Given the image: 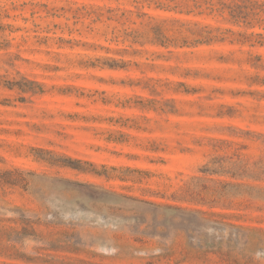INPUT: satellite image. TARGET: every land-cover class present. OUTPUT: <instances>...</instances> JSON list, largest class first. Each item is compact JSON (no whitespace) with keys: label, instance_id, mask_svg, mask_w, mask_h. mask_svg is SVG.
Wrapping results in <instances>:
<instances>
[{"label":"rangeland","instance_id":"obj_1","mask_svg":"<svg viewBox=\"0 0 264 264\" xmlns=\"http://www.w3.org/2000/svg\"><path fill=\"white\" fill-rule=\"evenodd\" d=\"M17 170L0 264H264V0H0Z\"/></svg>","mask_w":264,"mask_h":264},{"label":"trees","instance_id":"obj_2","mask_svg":"<svg viewBox=\"0 0 264 264\" xmlns=\"http://www.w3.org/2000/svg\"><path fill=\"white\" fill-rule=\"evenodd\" d=\"M209 37V36H208ZM208 41H211L210 38H206ZM64 166H68L72 169L75 170H80L83 171L81 168V162L80 161H74L71 159H68V162L66 164H63ZM24 174L23 172L17 170V171H10V172H5L3 175L0 176V185H11V186H17L20 184H24L25 187H28V182L25 181L24 179H20V175ZM1 222V220H0Z\"/></svg>","mask_w":264,"mask_h":264}]
</instances>
